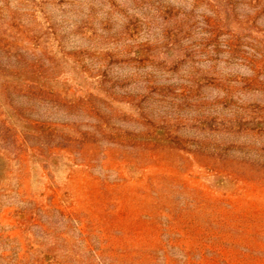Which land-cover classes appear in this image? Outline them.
I'll list each match as a JSON object with an SVG mask.
<instances>
[{
  "label": "rangeland",
  "instance_id": "rangeland-1",
  "mask_svg": "<svg viewBox=\"0 0 264 264\" xmlns=\"http://www.w3.org/2000/svg\"><path fill=\"white\" fill-rule=\"evenodd\" d=\"M164 250L264 264V0H0V264Z\"/></svg>",
  "mask_w": 264,
  "mask_h": 264
},
{
  "label": "trees",
  "instance_id": "trees-1",
  "mask_svg": "<svg viewBox=\"0 0 264 264\" xmlns=\"http://www.w3.org/2000/svg\"><path fill=\"white\" fill-rule=\"evenodd\" d=\"M73 133L74 134H79L80 132H78V131H74L73 130ZM82 134V133H81ZM82 138L83 139H85L84 141H83V143H84V145H83V148L85 147V143H89L90 141L89 140H87L86 139V136L84 135V134H82ZM124 256V255H123ZM127 256V255H126ZM115 260H119L118 258H114ZM169 258H168V255H167V251L166 250H164V262H165V264H167L168 263V260ZM168 264H170V263H168ZM185 264H191V259L189 258V257H186V259H185Z\"/></svg>",
  "mask_w": 264,
  "mask_h": 264
}]
</instances>
